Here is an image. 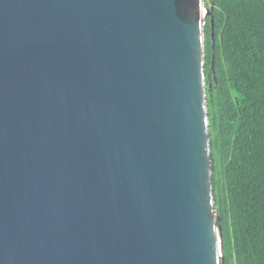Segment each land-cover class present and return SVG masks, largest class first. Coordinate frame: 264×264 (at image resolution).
<instances>
[{"label":"water","instance_id":"water-1","mask_svg":"<svg viewBox=\"0 0 264 264\" xmlns=\"http://www.w3.org/2000/svg\"><path fill=\"white\" fill-rule=\"evenodd\" d=\"M209 15L0 0V264H223Z\"/></svg>","mask_w":264,"mask_h":264},{"label":"trees","instance_id":"trees-1","mask_svg":"<svg viewBox=\"0 0 264 264\" xmlns=\"http://www.w3.org/2000/svg\"><path fill=\"white\" fill-rule=\"evenodd\" d=\"M205 5L210 10L207 103L223 264H264V0H205Z\"/></svg>","mask_w":264,"mask_h":264}]
</instances>
